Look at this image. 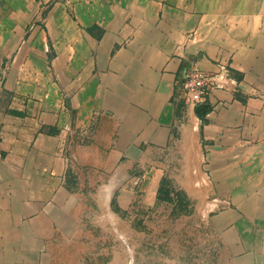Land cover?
<instances>
[{
  "label": "crops",
  "instance_id": "0c3cea01",
  "mask_svg": "<svg viewBox=\"0 0 264 264\" xmlns=\"http://www.w3.org/2000/svg\"><path fill=\"white\" fill-rule=\"evenodd\" d=\"M163 180L192 260L138 231ZM0 264H264V0H0Z\"/></svg>",
  "mask_w": 264,
  "mask_h": 264
},
{
  "label": "rangeland",
  "instance_id": "374dc122",
  "mask_svg": "<svg viewBox=\"0 0 264 264\" xmlns=\"http://www.w3.org/2000/svg\"><path fill=\"white\" fill-rule=\"evenodd\" d=\"M169 190V199H163L162 194L158 193L157 205L152 210L138 212V220L145 221L140 223L138 231L153 234L159 241L163 240V237L166 238L165 244L169 246L172 258L180 255L187 261L192 260L193 248L200 246L202 239L199 240V238L207 234L208 228L203 221L209 216L206 217L201 212L194 211L185 197L171 184ZM146 220L153 226H149Z\"/></svg>",
  "mask_w": 264,
  "mask_h": 264
},
{
  "label": "built area",
  "instance_id": "2783aa9c",
  "mask_svg": "<svg viewBox=\"0 0 264 264\" xmlns=\"http://www.w3.org/2000/svg\"><path fill=\"white\" fill-rule=\"evenodd\" d=\"M212 87L211 77L193 64L185 72L181 83V97L184 104L195 111L203 104Z\"/></svg>",
  "mask_w": 264,
  "mask_h": 264
},
{
  "label": "trees",
  "instance_id": "16d2710c",
  "mask_svg": "<svg viewBox=\"0 0 264 264\" xmlns=\"http://www.w3.org/2000/svg\"><path fill=\"white\" fill-rule=\"evenodd\" d=\"M169 192H170V190H169L168 182L166 180H163L160 187H159L157 194L161 193L163 199L164 198L169 199Z\"/></svg>",
  "mask_w": 264,
  "mask_h": 264
},
{
  "label": "water",
  "instance_id": "95a60500",
  "mask_svg": "<svg viewBox=\"0 0 264 264\" xmlns=\"http://www.w3.org/2000/svg\"><path fill=\"white\" fill-rule=\"evenodd\" d=\"M200 108H201V106H200V107H198V108L196 109V111H198Z\"/></svg>",
  "mask_w": 264,
  "mask_h": 264
}]
</instances>
